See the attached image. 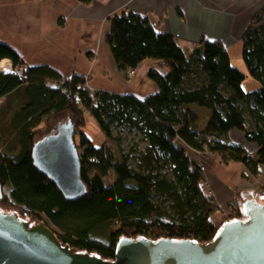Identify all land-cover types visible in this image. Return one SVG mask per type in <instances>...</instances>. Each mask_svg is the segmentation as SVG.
Segmentation results:
<instances>
[{
    "label": "trees",
    "instance_id": "1",
    "mask_svg": "<svg viewBox=\"0 0 264 264\" xmlns=\"http://www.w3.org/2000/svg\"><path fill=\"white\" fill-rule=\"evenodd\" d=\"M108 22L105 42L119 68L133 70L144 59H156L167 69L148 73L157 92L143 99L90 92L86 77L63 78L47 65L26 66L15 49L0 42V61L7 58L13 69L21 68L0 71V98L22 96L10 118L19 150L5 155L0 149V203L18 208L14 213L22 220L26 215L36 221L45 218L63 245L106 261L115 258L120 237L207 243L224 222L246 219L245 199L237 193L233 213L213 223L211 216L218 207L204 187L206 178L194 152L216 153L225 163L240 162L253 175L264 165V22L249 25L242 37L247 70L260 83L251 92L244 91L245 75L231 64L227 49L218 41L201 40L187 55L172 34L158 32L145 16L124 10ZM49 80L55 85H48ZM195 108L207 111L201 127ZM65 111L75 120L80 176L87 187L86 194L73 201L33 165L31 157L36 128ZM85 111L105 136L101 145L81 129ZM116 128L141 134L145 150L131 157L111 148L109 142L118 147L121 141L112 133ZM232 130L256 144V159L242 144L225 138ZM133 157L137 159L132 165ZM111 172L114 180L106 184ZM260 188L264 191V186Z\"/></svg>",
    "mask_w": 264,
    "mask_h": 264
},
{
    "label": "crops",
    "instance_id": "2",
    "mask_svg": "<svg viewBox=\"0 0 264 264\" xmlns=\"http://www.w3.org/2000/svg\"><path fill=\"white\" fill-rule=\"evenodd\" d=\"M263 5L264 0H92L89 4L78 0H0V42L15 49L26 66L47 65L63 78L90 74L89 82L97 90L143 99L158 90L148 76L149 71L165 73L167 69L156 59H144L133 70L119 68L105 42L110 16L124 10L145 16L158 32L172 34L190 55L201 40L221 41L227 50L230 44L241 42L251 16ZM3 60L9 62L12 71L11 60ZM19 70L16 67L13 72ZM130 71L133 76L126 80L122 73ZM47 84L55 85L53 81ZM227 136L242 144L246 151L257 148L238 130ZM194 153L201 165L210 164L212 172L235 193L241 191L240 197L250 193L264 195L260 188L264 186L263 164L254 176L242 163L225 164L216 153ZM204 174L206 178L207 172ZM206 184L210 190L207 178ZM235 205L231 206V213L222 211L230 215Z\"/></svg>",
    "mask_w": 264,
    "mask_h": 264
},
{
    "label": "water",
    "instance_id": "3",
    "mask_svg": "<svg viewBox=\"0 0 264 264\" xmlns=\"http://www.w3.org/2000/svg\"><path fill=\"white\" fill-rule=\"evenodd\" d=\"M31 157L67 200L86 194L71 120L35 141ZM242 198L246 219L224 222L207 243L120 237L112 261L71 249L44 223H32L28 216L24 221L17 211L4 207V212L0 209V264H264V195L250 193Z\"/></svg>",
    "mask_w": 264,
    "mask_h": 264
},
{
    "label": "rangeland",
    "instance_id": "4",
    "mask_svg": "<svg viewBox=\"0 0 264 264\" xmlns=\"http://www.w3.org/2000/svg\"><path fill=\"white\" fill-rule=\"evenodd\" d=\"M249 21H250L249 25L255 26V27L260 26V24H262L264 22V5L259 10H257L256 12L253 13V15L251 16ZM215 41H218V40H215ZM218 42H220L227 49L226 45L223 42H221V41H218ZM227 51H228L229 56H230L231 64L234 67L238 68L245 75V78H244L243 83H242V87H243L244 91L251 92L253 90H256L260 86V83L257 80H255L254 78H252L250 76L248 70H247L245 61L242 57V38H241V42L239 41V43H238V41H236V43H234L233 45L230 44ZM13 70L14 69H12L11 72H13ZM127 71H129V70H127ZM122 72H124V71H122ZM122 76L126 80L130 79L131 76H133V72L130 71V72L122 73ZM85 77L87 79V83L85 85L86 88L90 92L96 91L97 89H95L92 86V84L89 82V80H91L90 74L85 76ZM21 104H22V96L21 95L20 96L13 95V96H7V97L0 98V133H1L0 149H1V152L5 155L6 154L14 155L19 150L18 140H17L16 134L13 131V128L11 127L10 118L12 117V114L15 111L14 109H16ZM197 110H198V112L200 111L199 127H201V126H203L204 121L206 119L207 111H205V110L202 111V109L201 110L197 109ZM84 118H85V124H84V126L81 127L82 131H84V133H86L91 138L92 142L95 145L98 146V145H101L102 143H104L105 136L102 133V131L100 130L99 125L96 122V120L87 111L84 112ZM68 120H71L73 123H75V120L69 111H65V112L57 114V115H55L49 119H45L36 128L38 130V132L35 135V140L41 139L44 135L48 134L50 131L57 129V127L59 125L67 123ZM112 133H113L114 137H116V138L120 137L121 141L119 142L120 145L118 144V147L114 143L109 142L111 148H114V149L119 148L121 153H124V155L126 153H129L132 157L134 155V153L142 152L146 148V143L142 140L141 134L139 135L138 133H136L134 131H129L128 129H122V128L112 129ZM75 136H76V141H77V139H78L77 133ZM231 137H233V136H231ZM226 139L235 143V141H233L228 136L226 137ZM233 139H234V137H233ZM132 148H135V149H132ZM257 150H258V148L254 147L253 150H247V152L249 155H251V157L253 159H256ZM200 153H202V152H200ZM203 153L205 154L206 152H203ZM188 154H189V156L194 158V154L192 153V151L188 150ZM135 158L136 157H133V159H130L129 163L133 165L135 163V161H134ZM225 164H228V163H225ZM202 165L205 166L204 169H203ZM202 165L200 164V166L203 170V173L205 171V173L207 172V174H208V176H206V178H207L208 182L210 183V188H211L210 189L211 191L210 190H207V191L209 194H211V192H212V194H213L212 197L216 200L217 207H218V211L211 216V221L213 223L219 224L226 217L230 216V215H225V213L222 211V209H224V211H226V212L231 213L232 212L231 206L235 205L236 201H237V199H235L236 197L234 196V194H236V193L241 194L240 193L241 191L235 193L230 185L226 184L225 181L219 175H216L212 172V170L210 169V164L203 163ZM113 180H114V175L111 172L108 175V177H106L105 182H106V184H109ZM258 186H261V185H258ZM204 187L209 189L207 187L206 182H205ZM224 188H225V190L222 191V193H220L221 190ZM3 193H4V191H3ZM217 196L219 199L217 198ZM4 207L6 210L14 209L15 211L19 212L18 208H16L15 206L8 205L6 203L1 202L0 208H4ZM26 216H28L29 218L32 219V223L42 222V223L48 224L47 226H49L52 230H55V227L51 226L45 218H43V220H41V221H36L35 219L30 217L29 215H26ZM26 216H23V218H26Z\"/></svg>",
    "mask_w": 264,
    "mask_h": 264
},
{
    "label": "bare ground",
    "instance_id": "5",
    "mask_svg": "<svg viewBox=\"0 0 264 264\" xmlns=\"http://www.w3.org/2000/svg\"><path fill=\"white\" fill-rule=\"evenodd\" d=\"M0 68L1 69H4V68H10V66H9V62H7L6 60H1L0 61Z\"/></svg>",
    "mask_w": 264,
    "mask_h": 264
},
{
    "label": "built area",
    "instance_id": "6",
    "mask_svg": "<svg viewBox=\"0 0 264 264\" xmlns=\"http://www.w3.org/2000/svg\"><path fill=\"white\" fill-rule=\"evenodd\" d=\"M9 66H10V65H9ZM0 69H1V68H0ZM20 69H21V68H20ZM1 70H3V71H5V70H6V71H11V66H10V68H8V69H7V68H4V69H1ZM19 71H20V70H19Z\"/></svg>",
    "mask_w": 264,
    "mask_h": 264
},
{
    "label": "flooded vegetation",
    "instance_id": "7",
    "mask_svg": "<svg viewBox=\"0 0 264 264\" xmlns=\"http://www.w3.org/2000/svg\"><path fill=\"white\" fill-rule=\"evenodd\" d=\"M249 199V198H248ZM250 199H252V198H250ZM255 200V199H254Z\"/></svg>",
    "mask_w": 264,
    "mask_h": 264
}]
</instances>
